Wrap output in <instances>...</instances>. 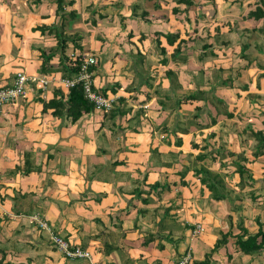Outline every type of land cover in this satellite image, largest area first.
Instances as JSON below:
<instances>
[{"label":"crops","instance_id":"crops-1","mask_svg":"<svg viewBox=\"0 0 264 264\" xmlns=\"http://www.w3.org/2000/svg\"><path fill=\"white\" fill-rule=\"evenodd\" d=\"M4 1L0 86L18 71L60 78L62 30L80 38L64 55H93L92 85L115 100L108 113L70 122L43 104L64 88L29 80L23 97L1 107L0 264H172L187 246V264H264V248L244 254L233 244L236 222L242 239L256 230L251 196L234 194L221 174L241 147L245 160L228 172L238 187L236 164L253 159L245 131L264 133L262 113L250 112L264 103V46L253 38L262 20L246 16L258 0H193L185 9L151 0L154 10L146 0H63L61 17L55 0ZM191 86L197 91L175 93ZM199 168L218 174L225 198L211 196ZM34 214L89 257H64ZM196 224L202 230L191 236Z\"/></svg>","mask_w":264,"mask_h":264},{"label":"trees","instance_id":"trees-1","mask_svg":"<svg viewBox=\"0 0 264 264\" xmlns=\"http://www.w3.org/2000/svg\"><path fill=\"white\" fill-rule=\"evenodd\" d=\"M175 3L182 4L183 9H185L187 6H190L193 4V0H175ZM56 8H55V15L58 17L62 16V4L63 0H55ZM174 11H177V9L174 8ZM71 15H74L75 12L70 11ZM247 17L253 18L254 20L261 19L262 24L257 28V31L259 34H264V0H258V3L255 5L253 10H250L247 12ZM62 23V21H61ZM78 34H65L61 30V32L58 33V44L57 49L60 53V65L58 70L61 72V77H71L74 76L77 73L79 62L82 58L80 54H77L73 57L65 56L64 51L67 45V41H70L73 44L74 48H79V43L77 44V41L80 39L78 37ZM165 37L169 38L170 34H164ZM169 40V39H168ZM209 45L203 44L202 50H207L208 52H211V50L208 49ZM245 49V46L242 47V51ZM43 53V52H42ZM44 54V53H43ZM47 58L50 56L49 53L45 55ZM44 65V64H43ZM91 90L98 92L96 89H94L92 83H91ZM104 90H100L99 93L105 96ZM45 106L53 107L52 114L56 116H65L70 118V122H74L82 113L89 112L93 110V104L90 102L83 93L81 84H76L75 86L60 90L56 89L54 92L53 97L48 102H43ZM111 109L107 110L105 113L110 112ZM225 111V110H223ZM104 113V112H103ZM228 114V112H224ZM262 122L264 123V112H262ZM248 132V133H247ZM247 134V137L254 140L253 145L251 146V155L253 159H256L258 157H264V133L260 130H253L251 127H249L248 131H245ZM241 161H244L245 158L240 156L238 158ZM235 171L238 175V186L241 188L243 187V177L244 174H247V178H250V173L247 171V169L242 165L237 163ZM262 172L264 173V164L262 166ZM195 174L199 175V180L202 184H204L207 189L212 192L211 196L214 199H221L225 198L226 195L221 193L218 188V174H214L213 172L206 170L204 168H199L195 171ZM248 180V179H247ZM250 181V180H248ZM253 192L250 191V196L253 199L255 196L252 194ZM227 219L230 221V216H227ZM256 224V230L253 234L246 235L244 239H242V235L244 232H247V230L242 226V221L236 222L235 226L238 228L239 232H242L241 234H238L235 236L233 244L235 247L244 254H250L253 252L259 251L261 248H264V229L263 225L259 222L258 218L255 219ZM229 228L231 226L230 222L228 224ZM226 232H230V230H227ZM227 234H222L220 239H217L213 248L211 250H214V248L225 242ZM217 243V244H216ZM208 254L204 256V260H206V257ZM205 262V261H204ZM201 263V262H200Z\"/></svg>","mask_w":264,"mask_h":264},{"label":"built area","instance_id":"built-area-1","mask_svg":"<svg viewBox=\"0 0 264 264\" xmlns=\"http://www.w3.org/2000/svg\"><path fill=\"white\" fill-rule=\"evenodd\" d=\"M71 57V56H70ZM97 63L96 58L93 55H84L78 65L77 73L71 77H55L53 74L44 75L42 77H32L26 75L22 71H18L14 74L10 83L6 86H0V109L1 107L14 101L19 97H23L25 94V87L29 80L35 81L39 86L45 87L50 83H54L56 86L64 89L71 88L76 84H81L84 96L93 104V108L100 111H107L110 109L115 98L113 96H104L99 92L91 90L92 83V67ZM38 227L44 229L48 233L51 244L59 250L66 258H88L89 252L81 249L78 246H71L61 236L52 232L45 220L40 219L35 214L32 216ZM202 230L200 224H196L191 230V236L196 235ZM191 259V247L187 246L180 254L178 259L172 264H187ZM165 264V263H163Z\"/></svg>","mask_w":264,"mask_h":264},{"label":"rangeland","instance_id":"rangeland-1","mask_svg":"<svg viewBox=\"0 0 264 264\" xmlns=\"http://www.w3.org/2000/svg\"><path fill=\"white\" fill-rule=\"evenodd\" d=\"M15 0H5L4 1V5L5 6H8L7 8H9V4H10V2H14ZM42 1V0H41ZM153 1V0H152ZM152 1L151 0H146L145 1V3H146V6H147V8H149L148 10H154L153 9V7H151V5H152ZM156 1H158L159 2V6H161L162 8H164V9H167V5H164L163 4V1L164 0H156ZM9 3V4H8ZM29 5H30V3H29ZM37 6H38V2H37ZM151 7V8H150ZM104 14V12H102V11H99V14ZM162 20V19H161ZM148 23V22H147ZM154 23V22H153ZM148 24H151V23H148ZM253 32H254V30H252ZM255 33V32H254ZM191 34V33H190ZM254 35V34H253ZM239 36V35H238ZM114 37L115 38H117V40H121L120 38L121 37H119V35L118 34H115L114 35ZM253 38H254V40H256V43L260 46V47H262V46H264V35H261V34H259V33H256V35L255 36H253ZM100 39V38H99ZM101 40V39H100ZM251 51V50H250ZM254 53V52H253ZM200 74V71L198 72L197 71V73L195 74V75H199ZM196 76V78H198ZM170 77V76H169ZM187 90H191V91H193V92H196L197 90L193 87V86H191V87H186V88H182L180 91H177V92H175V93H180L181 94V92H186ZM205 91L206 90H203L202 89V91L200 92L199 91V93H201L202 95H203V97H204V94H205ZM172 94H173V92H172ZM178 103V102H177ZM176 103V104H177ZM178 105V104H177ZM258 105V107L256 106V107H254V109H251V111L250 112H252V111H254L255 113H256V115L258 114L259 115V117H260V113H262V112H264V108L262 107L261 108V105H264V103L263 104H261V105H259V104H257ZM263 110V111H262ZM258 117V118H259ZM258 123V122H257ZM255 126V128L256 127H258V124H256V125H254ZM233 138L235 139V136H233ZM251 142V141H250ZM237 149V148H236ZM239 151H236V153H234L235 155H236V157H234V158H230V160H232V161H229V162H231V163H229L227 166H229L228 168L226 167V171H228L229 172V170L230 169H232V168H234V159L235 160H238V158H239V155H241V152L240 151H242V148L240 147L239 149H238ZM243 150L244 151H247V149H246V147H243ZM248 154V153H247ZM228 160H229V158H227ZM252 161H253V159H252ZM247 162V167H246V169H247V171L248 172H250V178H247L246 176H247V174H244V183H245V185L246 186H243L244 188L241 190V188L238 186V187H235V188H233L232 189V184H233V179H231V177L230 176H232L233 177V175L232 174H229L228 172H226V174H224L223 172L221 173L222 174V177H224V181L227 183V185L229 186V185H231V186H229V188H231V189H229V190H234L236 193H234V194H236V195H238V196H245V197H249V191H251V190H255V191H258V193L256 194V196L257 197H260L261 199L260 200H253L251 197H249V198H251V199H249V201L247 200V202H248V205H247V209H249V214H250V216H251V230H255V228H256V224H255V219L253 218V217H256V215L258 214V219L260 220V223L263 225V228H264V205H262V203H257V202H260L261 200H264V173L262 172V163H263V160H256V161H254V163L253 162ZM209 167H212L213 165L212 164H209L208 165ZM224 175H226V176H224ZM230 177V178H229ZM250 180V181H248V180ZM238 184H236V185H234V186H237ZM237 190V191H236ZM211 194H212V192H211ZM253 194V193H252ZM263 204H264V201H263ZM257 212V214H255Z\"/></svg>","mask_w":264,"mask_h":264}]
</instances>
